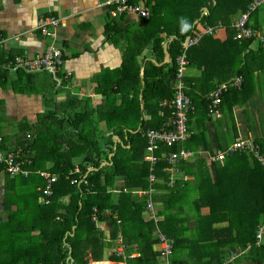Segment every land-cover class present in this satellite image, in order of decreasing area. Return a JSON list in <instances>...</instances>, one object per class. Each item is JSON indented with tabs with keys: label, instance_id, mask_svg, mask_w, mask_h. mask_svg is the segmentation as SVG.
<instances>
[{
	"label": "crops",
	"instance_id": "1",
	"mask_svg": "<svg viewBox=\"0 0 264 264\" xmlns=\"http://www.w3.org/2000/svg\"><path fill=\"white\" fill-rule=\"evenodd\" d=\"M109 1L0 0V65L2 66L0 73L6 72L8 76V82L0 84V123L5 126H18L19 129L24 124H35L38 114L53 106V102L49 103V107L45 104V97H43L45 90L48 97L55 96L53 97L55 103L77 97L85 101L81 104L92 106L91 108L106 106L107 110L108 108L111 110L117 105L114 104L113 98H108L102 92L117 90L119 86L128 84L130 98L124 109L129 112L125 116L122 109L121 115L109 116L110 121L114 123L116 121L117 125L122 124L123 129L120 131L109 129L105 121L99 124L106 138H110L105 140V152L110 149L115 151L118 144L123 146L124 141L128 140L131 134L136 135L141 132V136L144 137L146 130L143 131V126L138 120L137 109H134L138 104L137 98L133 99V94L136 95L140 91L139 101L143 102L144 81L138 85L137 91L133 73L127 75L125 81L124 76L120 75L126 51L131 49L137 52L140 49L142 54L138 58V65L141 66L142 80L148 61H152L158 67L170 62L164 64V60L158 63L156 56L149 50V47L152 48L153 41L147 45V41L142 40L147 35L145 21L129 15L113 17V8L108 5ZM133 1L130 2L151 10V15L152 10H156V15L153 14L156 16L157 27L150 30H153V33L157 30L158 36L163 40V47L165 44L169 45L177 36L168 37L167 34L170 31L176 29L177 32L180 28H184L182 32L188 31L184 26L192 24V19H194L192 27L196 34L215 28V34H205L210 36L203 40L201 48H198L199 51H193L191 63L187 60L189 64L186 67L185 80L183 79L187 89L189 85L194 88L195 94L208 96L216 85L236 78L235 72L242 66L239 63V57L245 55V50L243 51L242 48L241 51L239 45L228 41L232 31H235L234 23L242 14L240 12L232 14L234 0L232 2L229 0ZM212 9L215 10L210 14ZM200 12L201 15H199ZM222 12L225 15L231 14L228 16V21L225 20L227 24L222 21L224 18ZM50 13H57L61 20L56 32L55 45L62 48L65 65L59 74L64 78V82L67 80L65 74H70L69 80L62 88L60 87L63 82L58 83L54 80L58 87L52 92L53 87L50 84L54 78L51 74L39 73L33 80L31 79V83L23 77L21 84L17 81V75L12 73L14 70L21 69L15 65V60L10 59L7 63H2L4 56L10 53L18 52V56L32 58L45 51L48 41L39 35L36 27L39 19ZM208 14H210L208 18L211 23L208 19L209 23L204 21ZM197 16L200 17L197 18ZM109 24L116 25L115 32L111 35H108V28L114 27ZM249 25L251 28L257 27V39L248 45V50L257 51L261 46L264 48V4L252 14ZM257 62L253 73L245 79L243 92L247 97L240 96L241 103L230 102V99L225 100L227 104L224 106L225 110H221L222 117L216 120L209 118L208 115L200 118L198 108L190 115L189 129L193 134L204 131L203 137L199 139V146H192L198 138L193 142L187 141L191 142L192 150L187 147L185 149L196 153L192 160L176 163L173 166L166 163L160 168V163L152 166L145 160V157L149 155L146 149L144 160L150 164V171L153 168V173L157 176L156 182L151 181V172L146 188L137 187L136 183L133 184L131 176L126 175L115 177L111 181L103 180L99 191H94V185L91 184L93 195L99 196L101 203L107 207L106 220L99 219V223L96 224L101 235L99 237L101 246H104L103 261H94L89 251L87 264H137L135 261L142 257L143 252L147 253L149 259L144 264H154L152 252L158 254L161 248L159 245L161 234L175 244V249L173 244V254L170 258L171 264L173 262L175 264H264V235L261 244L257 245V233L259 227L264 224V213L259 202V187L256 189L249 184L246 186V193L239 195L237 191H233L235 190L234 182L228 190L229 173L218 175L208 159L210 150H205L202 146L205 143V137L212 150H224L241 136L251 137L259 147L260 144L257 141L262 142L264 146V55L260 54ZM167 70L168 68L165 72ZM76 109L82 111L83 105L78 104ZM160 116H163V113H160ZM58 118L62 119L61 116ZM117 118H119L118 122ZM202 118L208 121L207 124L202 121ZM155 119L156 116H150L145 111L141 117V120L146 123L153 122ZM171 120L172 118L169 121ZM7 132L10 134L8 140L1 132L0 135L3 137V142L5 139L6 149L13 150L14 143L19 142V135L17 132L14 135L10 131ZM59 133H61L59 138H56V135L53 136L55 141L62 142L63 139L65 141L67 136L61 130ZM11 144L12 149H9L8 146ZM143 145L144 140L132 146ZM65 147L66 145H63L62 150L65 151ZM126 147L131 148V145ZM2 148L4 149L3 144ZM158 152L156 151V155ZM260 152L264 157L261 147ZM81 155L79 152L76 153L78 156L75 159L76 165L80 158L82 160ZM112 156L113 153L109 155V158ZM249 160H253V157L251 156L241 165L238 161L232 162L230 171L242 174V166L247 163L255 164L254 161L249 162ZM106 164L104 162L102 166ZM183 164L187 167L186 169L181 166ZM158 170L159 174L161 170V174L167 175L168 179L165 180L166 177L159 175ZM249 171H251L250 167H248ZM239 175L234 178L236 183L241 180V177L243 178V175L241 177ZM170 179L175 180L174 186L169 185ZM36 181L39 180L36 179ZM41 182V185L37 186V193L46 184L44 179ZM55 196L56 193L54 199ZM150 199L154 202L156 212L153 220L150 219L146 210ZM58 202L60 211L64 212L62 206L67 207L71 204V196L63 195ZM139 206H142L140 212H138ZM0 209L1 211L5 209L4 182L0 184ZM38 234H40L39 231L34 233V235ZM245 246H251V248H243ZM99 254L96 252V255ZM231 254L237 255L233 262L228 261ZM160 258L161 255L156 258V264H161Z\"/></svg>",
	"mask_w": 264,
	"mask_h": 264
},
{
	"label": "trees",
	"instance_id": "2",
	"mask_svg": "<svg viewBox=\"0 0 264 264\" xmlns=\"http://www.w3.org/2000/svg\"><path fill=\"white\" fill-rule=\"evenodd\" d=\"M234 1L235 2L233 5L232 14H236L238 12L242 13L238 17V19L246 12L249 13L251 18L252 14L262 6L261 5L254 8V0ZM218 8L220 7L218 6ZM213 10L215 9H212L210 11V14L213 13ZM151 13L152 15L150 14L149 20L141 19L145 21V30H147L145 31L147 35L143 33L146 36L142 40L147 41V45H150V43L153 41L152 48L149 47V50L151 51V54L156 56V61L160 63L165 60L164 47L162 44L163 40L158 36L159 34L156 32L157 30L155 31V33H153V30H150L157 27V21L155 19L156 10L153 9ZM210 14L206 15L204 21L208 22V19L210 22V19L208 18L210 17ZM199 15H201V12ZM230 15L231 14H223L222 17L224 18L222 21L224 24L226 23L225 20H227L228 16ZM198 17L200 16H197V18ZM50 18H56L57 20H59L60 16L57 13H50L46 16L41 17L37 22L36 30L38 31L39 35H41L48 41L45 51L38 55L45 54L49 46L51 44H56L57 42V38L43 35L42 30L39 28L42 22ZM193 20L194 19L191 20L192 24ZM192 24H190V27L186 28L188 30L186 32H182L184 28H180L177 32L175 29L167 34L170 38L177 35L168 45L170 63L158 67L152 61H148L144 71L143 80L140 77L141 66L138 65V58L142 54L140 49L137 52L131 49L129 51H126L124 66L122 70H120V75L123 76L124 72L123 79L125 81V77L133 73L135 81L134 83L137 86V91L138 85H140L142 81H144V87L142 91L143 102H140L137 99L138 104L135 105L134 108L137 109L138 120L143 126V131L148 129H160L170 122L169 120L172 118L173 112L172 108H170L168 105L162 106L161 104V106L163 107L162 108L160 106V103L164 101L171 102V100L175 98V93L177 91L176 85L179 83V79L177 77V58L178 56L186 55L187 60L191 63L190 59L192 53L197 50L199 51L198 48H201L203 40L206 37L212 35L210 34L203 36L200 39L199 44L190 48L188 51H186L185 54L183 42L189 36H191L192 38L196 37L192 35L195 34ZM109 26H112V24H109ZM59 27L60 26L54 29L56 35ZM112 27L114 28H108V35H111L113 32H115L116 25H113ZM252 28L255 31L257 29V27L254 26H252ZM234 36L235 31H232V36H230L228 39L229 43L232 42V44L239 45L241 51L242 48L243 51L245 50V55L239 57V63H241L242 66L238 71L236 70L235 72V76L237 75L236 77H242L244 79V87L246 82L245 79H247L250 73H253L254 68L258 63V56L260 54L264 55V48H262L261 46V48H259L257 51L248 50V45H250L254 40H235ZM2 41L3 40H1V42ZM56 47L62 51L64 58L65 56L62 48L57 45ZM18 55V52L10 53L8 56H4L5 59L2 61V63H7L10 59L16 60V58L22 57L21 55ZM22 58L32 59L26 56H23ZM144 59L146 60L147 58ZM166 68H168V70L165 72ZM12 73L17 75L16 78L18 82L21 83V81H23L22 78L25 77L28 82L31 83V79L33 80L35 75L48 72L30 73L21 68L14 70ZM48 74L50 75V73ZM58 77L61 78L62 76L60 77V74H58ZM183 79L185 80V78ZM52 80L53 81L50 85L53 87V90L51 89V92L58 87L54 79ZM68 80L69 78L65 80V82L63 81V84L60 88H62V86H64V84H66ZM7 82V73L1 72L0 84H5ZM216 86L214 87V89L216 88ZM126 87L127 85H123L121 87L119 86L117 90H111L110 92H102L101 90L99 91H101L108 98H113V95L121 93L126 98V100H129L130 94L125 93L127 90ZM188 87L189 89L184 88V95L192 99L195 105V109L198 108L197 110H199L198 113L200 114V118L201 116H207V96L202 94H195L194 88L189 85ZM243 87L242 89H231L229 92H227L224 95V100L221 104L220 109L223 111L225 110L224 106L225 104H227V101L225 102V100L230 99V102H234L237 104L241 103L242 101H240V96L245 95L244 97H247L243 92ZM24 88H26V86H24ZM124 89L125 92L123 91ZM49 90L50 89L48 87V91ZM44 92L45 93L43 97H45V104L49 107V103L53 102V106L47 108L46 111L39 113L37 116V122L35 124H24L20 128L23 133L19 135V142L14 143V148L16 149V151L20 149V153L29 157L32 163L31 165H29L30 176L25 177L20 174L9 176V173L6 170V166L4 164L0 165V178H3L0 179V184H2V181L5 184V210L1 211L0 209V212H3V214H5V217L0 218V223H2L0 227V247L2 248L0 249V264H87L89 251H91L94 261L101 262L103 261L102 258L104 253V246H101V238H99L101 235L98 226L93 221V217L95 214H97L100 221H105V210L107 206L101 203V198L99 196L93 195L92 187L90 188L91 193L86 194V190L83 185H72L70 179H68L69 172L76 167L75 159L78 157L76 156V153L79 152L80 154H82L80 156L82 157V160L80 158L81 161L79 160L77 164L81 168V171L84 173V175H87L89 182L94 185V191H99L101 189L100 187L103 180L111 181L115 177L123 175L136 178L133 184L136 183L135 185L137 187L146 188L147 184L149 183L148 177L151 173L150 164L144 160L148 142L146 138L141 136V132H138L136 135L131 134L128 140L123 139L125 140L123 146L121 144H118L115 151L110 149L108 152H105V140L110 138H106L104 131L100 129L99 124L100 122L105 121L109 129H118V131L122 130L124 126L122 124L117 125L116 123L110 121L109 116L121 115L122 109L124 111L123 114L126 116L129 112L124 109L126 105L120 106V108L115 106L116 109H111L110 111H108L106 106L91 108L92 106L89 107L86 104H81L85 101L77 97L68 98V100H66L65 102L55 103L53 99V97L55 96H53L52 98L48 97V94H46V90ZM137 94H133L134 100H136ZM149 95L152 97V99H150ZM78 104L80 106L83 105L82 111H78L76 109ZM143 110L150 116H156L155 121H149L147 123L145 121H142L141 117L144 113ZM160 113H163V116H160ZM60 116L62 117V119L58 118ZM122 122L123 121H121V123ZM59 130L63 131L65 136H67V139H65V141L63 139L62 142H58V140L55 141V138H53V136L55 135L56 138H59L61 136ZM203 132L204 131H201L198 134H193L192 138L189 141L193 142L195 141V139H198L196 142L192 143V146H199L198 142L199 139L203 137ZM24 134L25 138H23ZM28 135H32V137L28 138ZM142 140H144L143 146H132L134 143ZM204 140L205 143L202 144L204 149L210 150L212 154H215L216 151L211 149L205 137ZM191 142H185L183 144L177 145L171 150L177 151L178 149L185 147L191 148L192 150ZM257 142H259L260 147L262 148V153L264 154L263 143L260 141ZM129 144L131 145V148L126 147ZM63 145H66L65 151L62 150ZM3 146L4 148H6L5 139L3 142ZM169 150L170 149H168L165 145H162L159 152L157 153L158 157H162L163 153L168 152ZM111 153H113V156L109 158V155ZM251 156L253 157V155L250 154L236 153L235 155L229 156L223 164H212V168L216 169L218 175H225L229 173L230 178L228 182V190L234 182L235 187L237 186L236 180L234 178L239 175V173H234L233 170L230 171L231 163L234 161H238V163L241 165L242 163H245V161H248ZM161 161L162 160H160L159 162L160 168L166 165V162L164 160L162 162ZM250 161H254L255 164L250 163L249 165L247 163L246 165L242 166L241 170H243V173L240 174L239 177L244 174H249L250 172L251 175L247 178V180L243 181V178L241 177L243 188L246 190V186L252 182V179H254V182L259 187V202L261 203V210L264 213V168L254 157L253 160H249V162ZM104 162H106L107 164L105 166H102ZM141 163H143V165ZM181 166L184 167V169L187 168L185 167V164ZM248 167L251 168V171L249 172ZM91 168L92 170H90ZM38 171L51 172L54 175L59 176V181L55 185L56 196L51 206L41 205L38 201L40 195H36L38 203L36 208H34L26 201L22 202L20 199L22 188L36 190L37 186L41 185V180L43 181V178L41 179ZM157 172L159 174V170ZM159 175H163L161 174V170ZM163 176L166 177L165 180L168 179L167 175L164 174ZM36 179H38L39 181L37 182ZM135 185L132 186L135 187ZM155 186L160 187L161 185ZM177 186H179V184ZM128 187L131 188L130 185H128ZM165 187L167 186L165 185ZM63 195L71 196V204L67 207L62 206L64 208V212H61L58 201ZM33 196L34 195H28L25 198H32ZM141 208L142 206L138 207V212H140ZM95 209H97V212L95 211ZM38 231L40 232V234L34 235V233ZM246 247L247 246L243 248ZM96 252L100 254L96 255ZM158 256L160 257L159 252L158 254L154 251L152 252V259L154 260V264H156V258ZM148 260L149 259L147 257V253L143 252L142 257L139 258V260H136L135 263L144 264L146 261L148 262ZM173 264H175V262H173Z\"/></svg>",
	"mask_w": 264,
	"mask_h": 264
},
{
	"label": "built area",
	"instance_id": "3",
	"mask_svg": "<svg viewBox=\"0 0 264 264\" xmlns=\"http://www.w3.org/2000/svg\"><path fill=\"white\" fill-rule=\"evenodd\" d=\"M264 4V0H254V8L259 7ZM112 10V16L119 18L123 15L135 16L138 19H149L150 11L144 6L134 5L130 0H110L108 2ZM250 15L248 12L243 14L237 21L234 23L233 28L235 30V40H255L257 39V32L249 26ZM61 20L56 18H50L40 24V29L42 30L43 35L56 38L54 29L60 26ZM215 28L205 30L202 34H196L195 38L191 36L187 37L184 42L185 54L193 46L199 44L200 39L205 34H214ZM15 65L18 68H22L27 72H48L50 73L54 80L58 83H62L64 78L58 77V74L63 70L65 65V57L63 58V53L59 50L55 44H51L47 49V52L43 55H38L32 59H25L22 57L16 58ZM189 64L187 61L186 55H182L177 59V77L179 83L177 86V91L175 98L167 103V105L173 109L172 120L169 124L164 125L160 129H150L146 131L144 135L148 141V153L149 155L145 157V160L150 162L152 166H155L160 162V160H165L170 166H173L176 163L189 161L193 157L192 152L180 149L178 151H172L163 153L162 157L156 155V151H159L162 145H165L167 148H172L178 144L184 143L189 140L192 136V133L188 129V114L194 110L191 100L184 95L183 91L185 88V83L183 78L185 76L186 67ZM2 66L0 65V68ZM70 74H65V79H68ZM244 84V79L242 77H236L233 80L219 84L217 87L207 96L208 100V116L213 118H221L222 112L220 106L223 102L224 95L229 92L231 89H242ZM28 138H31L32 135H28ZM3 137L0 135V165H5L6 170L9 173V176L23 175L25 177L30 176L29 165L31 161L29 157L20 153V149L8 150L2 148ZM250 154L253 155L255 159L262 163L264 166V157L261 155L260 147L256 144L253 138L241 136L236 141L230 145L227 149L217 152L214 155L208 157L210 164L212 163H223L228 156L233 154ZM92 170V168L90 169ZM153 168H151V181L156 182L157 176L153 173ZM176 172V170H174ZM38 174L46 182L43 188H40V197L39 203L43 206H50L53 203L55 195V185L59 181V176L54 175L51 172L38 171ZM68 179H70L72 185L80 186L83 185L86 190V194L91 193V183L88 180L87 175L81 171V168L76 165V167L69 172ZM170 186L175 185V180L170 179ZM147 212L151 214L150 219L155 218V209L153 200H149L147 203ZM97 212V209H95ZM93 221L98 224L99 217L97 214L94 215ZM264 235V224L259 227L257 233V245L261 244V240ZM161 246L158 251L161 257L164 259V262L161 264H171L170 258L173 254V243L171 239L167 238L163 234L159 235ZM251 248L248 246L247 249ZM246 249V250H247ZM237 255H230V262H233Z\"/></svg>",
	"mask_w": 264,
	"mask_h": 264
},
{
	"label": "rangeland",
	"instance_id": "4",
	"mask_svg": "<svg viewBox=\"0 0 264 264\" xmlns=\"http://www.w3.org/2000/svg\"><path fill=\"white\" fill-rule=\"evenodd\" d=\"M229 1H233V0H229ZM215 17V16H214ZM219 17V16H218ZM215 20H217V18L215 19ZM201 26V25H200ZM151 56V55H150ZM123 76H124V72H123ZM66 85V84H65ZM128 85V84H127ZM127 88V87H126ZM128 90V89H127ZM126 90V92H125V89L123 90L125 93H129L128 91ZM130 91V90H129ZM133 92V91H132ZM149 97H150V99H152V97L149 95ZM136 98L138 99V101H139V99H140V93L138 92V94H137V96H136ZM113 101H114V104L115 105H117V107L118 108H120V106H125V103L127 102V100H126V98L123 96V94H121V93H118V94H115V95H113ZM114 109H116V108H114ZM108 111H110L109 110V108H108ZM216 119H218V118H216V117H213V120H216ZM117 120V122H118V120H119V118H117L116 119ZM202 121L205 123V124H207V120H204L203 118H202ZM115 123H116V121H115ZM0 127H2V128H0V132H1V134L4 136V138L7 140L8 138H10V134H8V132L7 131H10V133L12 134V135H14L16 132H17V134L18 135H21V133H23V131L22 130H20L19 129V127L18 126H10V125H8V126H5V124H2V123H0ZM105 127V126H104ZM106 127H107V124H106ZM9 129V130H8ZM9 147V149H12V144L11 145H9L8 146ZM194 157H192L191 158V160L193 159ZM257 160V159H256ZM258 161V160H257ZM261 165H262V163H261ZM263 166V165H262ZM251 174L249 173V174H246V175H243V179H245V180H247V178L250 176ZM244 176H246V177H244ZM131 179H132V181L133 182H135V179L136 178H134V177H132L131 176ZM250 179H251V177H250ZM3 182V181H2ZM237 184V186L235 187V190L239 193V195H242V194H244V193H246V190L243 188V183H242V180H239L238 181V183H236ZM240 184V185H239ZM239 185V186H238ZM250 185H251V187H253V188H257L258 187V185L254 182V180L252 179V182L250 183ZM3 186V185H2ZM26 188H22L21 189V194H20V199H21V201L23 202V201H26V202H28L29 204H31L34 208H36V206L38 205V203H37V196L36 195H39V193H37V191L36 190H33V189H30L29 190V188L28 189H26ZM258 189V188H257ZM28 190V191H27ZM25 191V192H24ZM31 196V195H34L32 198H25V197H27V196ZM6 196H7V194H6ZM25 198V199H24ZM39 201V200H38ZM5 210V209H4ZM149 214V213H148ZM150 215V218H151V214H149ZM2 217H5V214H3V212H0V218H2ZM1 224L2 223H0V227H1ZM0 249H2L1 247H0ZM229 259H230V257L228 258V261H229ZM159 262L160 263H162V262H164V259L161 257L160 258V260H159ZM230 262V261H229Z\"/></svg>",
	"mask_w": 264,
	"mask_h": 264
},
{
	"label": "clouds",
	"instance_id": "5",
	"mask_svg": "<svg viewBox=\"0 0 264 264\" xmlns=\"http://www.w3.org/2000/svg\"><path fill=\"white\" fill-rule=\"evenodd\" d=\"M184 27H185V29H186V28L190 27V25L185 24ZM185 88H187V87L185 86ZM175 95H176V93H175ZM188 98L191 100L192 106H193V108H194V110H192V111L188 114V124H187V125H188V129H189L190 115L195 111V105H194L192 99H191L190 97H188ZM172 100H173V99H172ZM172 100H171V101H172ZM223 100H224V98H223ZM207 101H208V100H207ZM167 103H169V102H163V103H162V106H166ZM222 103H223V102H222ZM220 107H221V106H220ZM172 110H173V109H172ZM208 117H209V116H208ZM209 118H211V117H209ZM148 130H149V129H148ZM189 130H190V129H189ZM146 131H147V130H146ZM144 132H145V131H144ZM144 132H143V134H144ZM190 132L192 133V136H193V132H192L191 130H190ZM145 134H146V133H145ZM192 136H191V138H192ZM144 137H145V136H144ZM191 138H190V139H191ZM190 139H189V140H190ZM237 139H238V138H237ZM187 141H188V140H187ZM187 141H186V142H187ZM235 141H236V140H235ZM235 141H234V142H235ZM234 142H233V143H234ZM184 143H185V142H184ZM233 143H231L230 145H232ZM181 144H183V143H181ZM178 145H180V144H178ZM230 145H229V146H230ZM176 146H177V145H176ZM176 146H174V147H176ZM229 146H228V147H229ZM174 147H172V148H168V149H170V150H169L168 152H165V153L169 154V152H172L171 149H173ZM228 147H227V148H228ZM227 148H226V149H227ZM181 149H185V148H181ZM178 150H180V149H178ZM178 150H177V151H178ZM185 150H187V149H185ZM224 150H225V149H224ZM188 151L194 153V154H193V157L196 156V153H195V152H193V151H191V150H188ZM220 151H223V150H218V151L215 152V154H216L217 152H220ZM210 155H214V154L210 153V154H208V157H209ZM233 155H235V154H233ZM231 156H232V155H231ZM228 157H229V156H228ZM228 157H227V158H228ZM191 158H192V157H191ZM191 158H190V159H191ZM227 158H226V159H227ZM226 159H225V160H226ZM162 161H163V160H162ZM162 161H161V162H162ZM164 161H165V160H164ZM165 162H166V161H165ZM187 162H188V161H187ZM166 163H167V162H166ZM212 164H213V163H212ZM212 164H211V165H212ZM52 204H53V203H52ZM50 206H51V205H50Z\"/></svg>",
	"mask_w": 264,
	"mask_h": 264
},
{
	"label": "water",
	"instance_id": "6",
	"mask_svg": "<svg viewBox=\"0 0 264 264\" xmlns=\"http://www.w3.org/2000/svg\"><path fill=\"white\" fill-rule=\"evenodd\" d=\"M164 53H165V61H164V64L165 63H169L170 62V55H169V52H168V44H165L164 45ZM115 146H116V144H115ZM2 207L4 208V206H2Z\"/></svg>",
	"mask_w": 264,
	"mask_h": 264
}]
</instances>
